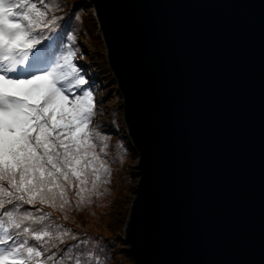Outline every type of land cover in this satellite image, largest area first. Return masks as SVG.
<instances>
[{
    "label": "water",
    "instance_id": "water-1",
    "mask_svg": "<svg viewBox=\"0 0 264 264\" xmlns=\"http://www.w3.org/2000/svg\"><path fill=\"white\" fill-rule=\"evenodd\" d=\"M136 157L132 264H264V0H85Z\"/></svg>",
    "mask_w": 264,
    "mask_h": 264
},
{
    "label": "snow or ice",
    "instance_id": "snow-or-ice-1",
    "mask_svg": "<svg viewBox=\"0 0 264 264\" xmlns=\"http://www.w3.org/2000/svg\"><path fill=\"white\" fill-rule=\"evenodd\" d=\"M70 19L52 0H0V264H100L45 210L80 207L110 172Z\"/></svg>",
    "mask_w": 264,
    "mask_h": 264
},
{
    "label": "rangeland",
    "instance_id": "rangeland-1",
    "mask_svg": "<svg viewBox=\"0 0 264 264\" xmlns=\"http://www.w3.org/2000/svg\"><path fill=\"white\" fill-rule=\"evenodd\" d=\"M65 1L68 4L66 6L63 0H52L59 17L71 16L69 25L74 34V60L84 66V71L95 86L97 103L92 126L107 137L104 156L110 172L104 175L96 192L80 207L76 203L78 198L72 195L71 203L64 212L47 206L45 210L51 212L54 222L62 226L61 231L67 230L69 237L87 240L88 248L94 255L102 254L100 264H132L126 255L120 220L126 218L133 197L137 179L136 157L132 154L122 123L120 96L104 62V49L92 18V9L85 0L84 4L80 0ZM88 18L93 20L95 27H92ZM69 255L65 253L66 258ZM56 264H60L58 259Z\"/></svg>",
    "mask_w": 264,
    "mask_h": 264
},
{
    "label": "trees",
    "instance_id": "trees-1",
    "mask_svg": "<svg viewBox=\"0 0 264 264\" xmlns=\"http://www.w3.org/2000/svg\"><path fill=\"white\" fill-rule=\"evenodd\" d=\"M80 1H82V3L84 4V0H80ZM76 2H77V0H76ZM62 3H63L65 6L68 5V4L66 3L65 0H63ZM76 7H77V6H76ZM78 8H80V6H79ZM78 10H79V9H78ZM62 16H63V15H61L59 18H60V19H65V18H62ZM70 17H71V16H70ZM88 19H89V21L91 22V25H92V27H93V25H94L93 20H92L91 18H88ZM69 22H71V19L68 20V24H69ZM94 27H95V25H94ZM69 30L73 32V29L70 28V25H69ZM98 40H100V39L98 38ZM123 219H124V218H122V220H120V223L122 222V223H121L122 225H123V222H124V220H125V219H124V220H123ZM90 248H91V247H90ZM126 255H127V253H126ZM127 257H129V256L127 255ZM129 259H130V257H129Z\"/></svg>",
    "mask_w": 264,
    "mask_h": 264
}]
</instances>
